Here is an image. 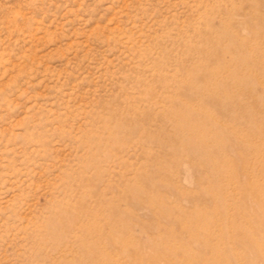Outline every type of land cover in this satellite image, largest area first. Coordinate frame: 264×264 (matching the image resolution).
<instances>
[{
	"label": "rangeland",
	"instance_id": "rangeland-1",
	"mask_svg": "<svg viewBox=\"0 0 264 264\" xmlns=\"http://www.w3.org/2000/svg\"><path fill=\"white\" fill-rule=\"evenodd\" d=\"M237 9L240 12L234 14ZM243 20L248 25L238 26ZM210 22L216 27L225 26L234 38H244L241 47L248 58L231 62L225 56L221 58V65L210 63L208 67L220 66L221 74L209 77L205 87L240 93L238 105L221 98V102L235 108L221 112L218 102L199 100L195 94L184 106L193 114L201 110L219 118L218 126L209 137L224 138L229 144L211 164L198 173L192 171V175L193 179H205L203 173L207 169L224 167L227 176L219 177L215 171L204 183L217 194L220 190L218 186L213 187L215 183L227 185L229 177H237L240 185H227L229 189L224 194L229 192L240 201L232 198L226 210L231 215L248 216L247 213L264 211L251 200L250 194L245 195L249 192L245 184L252 182V188L264 196V156L257 152L264 148L261 131L264 66L260 64L264 60V29L261 28L264 0H0V264H90L84 255L88 253L93 254L98 264H264V226L256 221L210 222V216L220 215L225 207L213 202L210 195L205 196L198 185L184 182L187 174L183 166L191 162L186 152L194 145V136L187 140L185 150L156 149L160 158L155 163L151 157H143L139 148L130 149L128 158L123 155L126 165L131 163L134 167L130 171H125V165H114L116 160L106 163V154L118 146L111 142V131L103 127V121L123 99L133 98L144 103L142 88H135L134 81L146 79L158 94L188 99V88L165 89L156 85V80L167 76L177 84L188 79L183 68L172 58L169 60L168 54L170 50L182 52L185 40H190L193 48L204 42L206 36L210 37L204 34ZM247 27L258 33L251 36ZM212 38L204 48L205 53L213 52L220 45L232 57L238 54V44H233V39L217 38L212 43ZM194 51L190 65L198 68L202 59ZM228 71H238L244 78L245 89L227 77ZM252 84L256 87L249 86ZM258 99L262 101L261 106L255 107ZM145 109L138 115L145 116ZM115 121L111 119L109 123L112 125ZM226 124L229 126L225 127ZM158 125L171 132L165 121ZM189 125L185 120L177 121L178 130ZM257 131L249 145L241 144ZM245 160L250 161L249 166L255 165L254 168L244 170ZM108 168H111L109 173ZM140 172L144 177L141 203L136 204L130 198L126 202V195L131 192L129 184L133 185L134 180L139 183ZM100 193H105V199L110 201L108 209L106 204H99ZM113 203L125 211L118 213L110 206ZM81 206L100 211L103 234L110 235L106 248L92 249L91 244L88 246L91 252L83 249V252L59 254L54 248L57 239L53 235L59 233V226L73 218L75 212L80 219L87 220L79 212ZM69 207L75 212L69 211ZM124 223L132 226L128 228ZM219 228L226 229L227 233L219 239L212 237V246L208 247L207 234ZM241 234L252 236L261 251H253L234 239ZM68 245L76 250L72 239ZM213 246L216 252L212 251Z\"/></svg>",
	"mask_w": 264,
	"mask_h": 264
},
{
	"label": "bare ground",
	"instance_id": "bare-ground-1",
	"mask_svg": "<svg viewBox=\"0 0 264 264\" xmlns=\"http://www.w3.org/2000/svg\"><path fill=\"white\" fill-rule=\"evenodd\" d=\"M235 11L236 12H240L239 9H237V10L233 11L234 14H235ZM246 22H247V20H245V21L243 20V21L239 22L238 26H241L242 24H244V26L245 25L247 26L248 24ZM261 28L263 30L264 29V25ZM247 29L249 31V34H251V36L258 33L256 30L254 31V29H252V27L251 28L247 27ZM205 30H207V32L204 33V34H207V35L210 34V37L207 38V36H206L204 42H201L200 45H198V44L196 46L194 45V48H193V45L190 44V40L189 41L185 40L184 41L185 48L183 49L182 52H180V51H178V52L176 51L175 52L174 50H170V53L168 54L169 60H170V58H172L174 61H176L177 64L180 65L181 69L183 68L184 72H186V75H187L188 79L184 83H177V84H176V81L174 80V78L171 79V78H169L167 76H165V78H162V79H160V77H159L156 80V85H158L160 87H163L165 89H169L170 87L171 88H173V87L174 88L175 87L181 88V86L182 87L184 86V88H188V95H189L188 99H187V97L183 98L181 96L177 97V99H176V98L173 97V94H168V93L166 95L165 94H158L157 91H155L154 88L152 87L153 85L149 82V80L140 78V79L134 81L133 82V86L135 88H137V89L142 88V90L140 89V91H141V93L144 96L143 97L144 103L140 104L142 101H137V100H135L133 98H130V100L123 99L120 103H118V105L115 107V109H113L111 111V114H110L109 118H107L106 121L105 120L103 121V127H106L108 130L111 131V135H110L111 142L115 143L118 146L115 151L113 150L109 154L105 151L107 153L106 154V163L108 161L116 160L117 162L114 165H116V164L125 165V171H127V170L130 171L134 167H133V165L131 163H129V165H126V159H125V156H123V155L127 156V154L130 152V149L139 148V150H141V155L143 157H151L154 160L153 163H155V161L158 158H160V155H158V153L155 151L156 149H157V151L166 150L168 152H174L177 149H180V150L184 149L185 150L187 148L186 145L189 144V141H187V140L190 137L192 138L194 136L192 140H194L195 143H194V145H191L189 148H187L188 150L186 152V154L188 156L187 158L191 162H189L188 165L184 164L185 166H183V171H184L185 174H187V177H185V181L184 182L198 185V187L201 189V192L204 193L205 196L206 195H210V199L212 198L213 202H215L219 206L225 207V210L222 211V213L220 212V215L216 213L217 214L216 215L217 218L210 216V219L212 220L210 222L213 223L214 220L215 221L220 220L221 223H224V221H226L228 223V222H230L229 220H231V222L233 224H236V223H238L239 220L242 221V222L245 221L247 223L250 222V221H253V222L256 221L260 226H264V211H261L260 213H258L259 211L258 212L255 211L253 213H247L248 216H239V215H231L226 210V209H228L227 206L229 205V200H231L232 198H235V199H238V200L240 199L239 197L233 196L229 192H228L227 195L224 194V191L226 192V189L228 187L227 185H229V186H231L233 184L237 185V186L240 185V181L237 179V177H235V176L229 177L228 178L229 179V183H227V185H225L224 183H215V185L213 187L218 186L219 190H220V192H218L217 194H213V192H212L213 189L210 190L209 187L205 185L204 180L206 178H208L210 175H212L215 171H216V174L220 175L219 177H221L222 175L227 176V170L224 167L214 168V166H213L212 169L209 170V171H212L211 173H209L208 169L204 173L202 172L204 174V178L205 179H202V178H199L198 180L197 179H193V175H192L193 172L192 171H194L196 173L197 171L199 172V169L206 168V166L208 164H211L210 162H212L213 158L218 157V155L220 156L222 154V151H225V149L229 148V144H228V141L224 140V138H218V137L215 138L214 136L209 137V133L210 134L213 133L215 131V128L218 126V123L220 122L219 118L217 120V118L215 116L207 115V113L205 114L204 111H201V110L199 112H196V113L193 114V112L189 111L188 109H185L184 106H186V102L189 99H193V95L192 94H195L196 98L199 99V100L210 99V100H212L214 102H218L221 112L227 113L228 111L231 110V107L235 108V106L229 105L228 103H225V102H221V98L224 97L227 100L231 101L232 104L238 105V102L241 100V97L239 95L240 93L232 94L230 92L224 91L223 88H220V87L219 88H215V89H210V88H206L205 87L209 77L215 78V77H217L218 75L221 74L220 70L218 69L220 66L217 67V68H213V69H209L208 67H209L210 63H216L217 65H221L223 63V59H221V58L225 57V56L226 57H230V59L232 60L231 62H233L234 60L245 61L248 58L247 57L248 53H246L245 51H242V47H241V45L244 43V38L243 39H240V37H235L234 38L232 33L227 31V28L225 26L216 27V26L212 25L211 22L207 25ZM211 38H212V43L215 42L217 38L220 41H224L226 38L233 39L234 40V41H232L233 44H238L237 47H236V49L238 51V54L236 56L232 57L231 54H230V51L226 50L224 48H221L220 45H217V47H215L213 49V52L205 53L204 52V50H205L204 48L207 46V42H210ZM192 49H196V50L194 51ZM193 51L199 53L198 55H200L199 57H201V59H202V61H201V63H200L198 68H192V65H190L192 57H193L192 56ZM260 64H261V67H263L264 66V60H261ZM237 72L238 71H235V72L228 71L226 75H227L228 78H233L235 83L238 86H240L241 89H242V87L244 88V86H243L244 85V83H243V81H244L243 79L244 78L240 77ZM195 77H197V79H198L197 80L199 82L198 84H195V82H197V81H195L196 80ZM142 83H143V85H142ZM174 84H175V86H174ZM249 86H251V87L255 86L256 87L255 84H252V85H249ZM249 86H247V87H249ZM164 92H166V91H164ZM261 102H260L259 99L256 100V102H254L255 107L261 106ZM241 105H242V103H241ZM143 108H146L145 111H144L145 116L138 115L139 111L141 109H143ZM175 108H178L179 110L175 111ZM250 113L253 114V111H250ZM134 114H137V115H134ZM111 119H115L116 120L112 125L109 123V121ZM179 119H181L183 121L184 120L187 121V123L190 124L189 127L186 128V129H183V130L182 129L178 130L177 129V121ZM160 121H165L168 124V126H170L169 128L171 129V132L166 131L165 128H162L163 126L162 127L159 126L158 124H159ZM227 126H229V124L225 125V127H227ZM261 131H263V133H264V118L262 119ZM115 132H116V134H115ZM258 132L259 131L254 132L253 134L249 135V137L244 139L241 144L244 145V146L245 145H249V143H251L252 135H254L255 133H258ZM118 133L121 134V135H119ZM176 134H178V136ZM175 136H177V137H175ZM235 136H236V134H235ZM98 143H99V141H98ZM257 152H258V155H261L263 157L264 156V148H263V146ZM262 157H260V158H262ZM113 158H115V159H113ZM126 158H128V156ZM262 159H264V158H262ZM179 162L181 163V161H179ZM244 163L246 165L245 167H243L244 170H248L250 168H254L253 166H255V165L249 166V163H250L249 160H245ZM106 170L108 171V173L111 172V168H108ZM159 171H161V170H159ZM249 172H250V170H249ZM141 174L142 173L140 172V174H139L140 180H138L139 183H135L136 180H134V184L133 185H132V183H130V184L127 183L126 184V185L129 184V187H128L129 189L128 190L131 191V192L127 193V195L125 197V201L126 202L130 198V199H133V200L135 199L136 204H140L141 203L140 193L142 191V182H143L142 181L143 174L142 175ZM175 176H176V174H175ZM178 177H179V175H178ZM143 179H144V177H143ZM149 179L152 180V177L149 178ZM251 183L252 182H250L249 184L247 183L248 185L245 184V188L246 187L249 188V189L247 188L249 192L246 191L245 195H247V194L249 195L250 194V197L252 198L251 200L253 201V199H254V201L258 205V207L264 208V196H260L258 194L257 190L252 188V186H251L252 184ZM262 187L264 188V186H262ZM228 189H227V191H228ZM98 193L99 192H97L96 194H98ZM100 194H102V195L99 198L100 199V203L99 204H102L101 206L106 204V207H107V205L110 204L109 203L110 201H107L105 199V197H106L105 193H100ZM142 194H144V193H142ZM107 199H109V198H107ZM162 200H163V198H162ZM114 203L111 204L110 206L115 207L118 213H121V212L123 213L125 211V210L123 211V209L119 206V204H114ZM108 207L106 209H108ZM126 207H128V206H126ZM80 208H81V210H79V212L80 213L83 212V214H85V216L87 217V220L83 221L82 219H80V217L77 214V212H75L74 210H72V208L69 207V211L75 212V213H73L74 214L73 218L69 219L68 221L66 220V222H63L64 224H61V226H59V228H58V232L59 233H56L57 236H55L56 234L53 235L55 237V239H57V243H56L54 248H55V250H57L59 252V254H66L68 251H72V252H75L77 250L82 251L83 249H85V250L89 249V252H91L90 248H88V246H90L91 244L93 245V247L91 246L92 249H94V248L97 249L98 248V249L103 250L104 248H106V244H107L106 242L109 239L110 235L104 236L105 234H103V229H102V226H101L100 221H99V219L101 218V216H99V215H101V213L99 214L100 211L88 210L87 208H83L82 206ZM85 209H86V211H85ZM162 209H161V211H162ZM170 211H172V210H170ZM168 212H169V210H168ZM156 213H155V215H156ZM166 213H167V211H166ZM102 214H103V212H102ZM104 214H105V211H104ZM163 214H165V213H163ZM183 214L184 213L182 211V215ZM173 215H175V213ZM182 215H180L181 219H183ZM201 215H202V213H201ZM169 216H170V214H169ZM192 216H191V218H192ZM206 216L208 217V214H205V217ZM156 218H155V220H156ZM167 218H169V217H167ZM193 218H196V217H193ZM136 219H138V218H136ZM185 219H187V218L185 217ZM185 219H184V221H185ZM208 220H209V218H208ZM114 221L115 220H113V222ZM130 221H131V219H130ZM158 221H160V220H158ZM107 222L105 221V223H107ZM121 222H123V220ZM138 222H140V220ZM180 222L182 223V221H180ZM117 223H119V222H117ZM136 223H137V221H136ZM47 224H49V223H47ZM108 225H109V223H108ZM189 225H187V226H189ZM198 225H199V223H198ZM214 225H215V223H214ZM47 226H49V225H47ZM55 226H57V225H55ZM124 226H127V225H125V223H124ZM131 226L132 225H130L129 227H131ZM154 226H155V224H154ZM49 228H50V226H49ZM109 228H111V227H109ZM67 230L70 231L69 234L66 233ZM124 230H126V229L123 228V231ZM168 230H170V229H168ZM225 230L226 229H222L221 228L220 230H218L216 232H214V231L212 232L211 230H210L211 232H209V234H207L208 233L207 232L206 234L209 235L210 240H206V245L208 247L212 246V244H211L212 243L211 240H213L212 237L216 236L218 239L223 237L224 234L227 233V231H225ZM130 231H129V233L131 234ZM223 231H225V232H223ZM111 232H112V230H111ZM127 232H128V229H127ZM170 232H171V230H170ZM112 233H115V231L112 232ZM117 233H119V232H117ZM126 233L124 232V234H126ZM154 234H156V233H154ZM200 236H201V234H200ZM114 237H116V236L114 235ZM126 237H127V235H126ZM128 237H130V236H128ZM229 237H230V235H229ZM136 238L137 237H135V239ZM69 239H72V241L74 243H76V250L72 249L68 245ZM224 239H226V238H224ZM234 239L238 240L242 245L248 246V248L253 250V251H261V248L258 247V249H257L255 241H254V238L252 236L250 238L247 234H241V235L234 236ZM160 242H161V240H160ZM156 243H157V241H156ZM186 243H187V240H186ZM185 245H182V247L185 246ZM197 245L199 247V244H197ZM211 248H212V251H214V252L217 251V248H215L214 246L211 247ZM126 249L128 250V248H126ZM149 249H147V250H149ZM188 249L189 250H193L194 248L190 249V247H189ZM113 250H116V249H113ZM156 251H158V250H156ZM176 251H178V250L176 249ZM123 253H124V251H123ZM138 253H140V251ZM153 253H154V251H153ZM176 253H178V252H176ZM199 253H201V252H199ZM74 254H77V253H74ZM149 254H151V253H149ZM169 254H170V252H169ZM188 254H191V253H188ZM84 255L90 260L89 261L90 264H98V260H96V258L93 256V254H89L88 253V254H84ZM104 255H106V254H104ZM181 255H179V256H181ZM202 255H203V253H202ZM119 256L121 257V255H119ZM128 256H130V255H128ZM135 256H137V255H135ZM172 256H174V255H172ZM141 257H143V256H141ZM171 258H173V257H171ZM58 259H59V257H58ZM141 259L142 258H140V260ZM60 260H58V261H60ZM110 260H108V261H110ZM152 260L154 261L155 259H152ZM143 261H144V259H143ZM193 261H194V259H193ZM68 264H73V263H68ZM105 264H109V262H106ZM186 264H188V263H186ZM225 264H227V263H225Z\"/></svg>",
	"mask_w": 264,
	"mask_h": 264
}]
</instances>
